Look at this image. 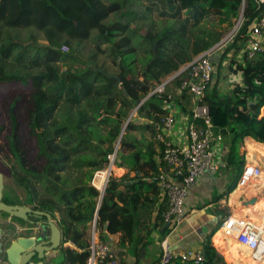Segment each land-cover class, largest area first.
I'll return each mask as SVG.
<instances>
[{
    "label": "trees",
    "instance_id": "16d2710c",
    "mask_svg": "<svg viewBox=\"0 0 264 264\" xmlns=\"http://www.w3.org/2000/svg\"><path fill=\"white\" fill-rule=\"evenodd\" d=\"M263 12L264 5L257 0H0V138L6 131L0 157L33 208L48 212L61 230L56 264H85L94 217L101 240L104 233H119L118 251L113 250L119 264H128L129 256L137 264L152 230L169 229L163 220L165 196L154 215L160 191L155 167L150 181L123 184L127 177L120 182L110 176L98 209L100 193L90 180L108 165L107 155L113 152L131 109L137 107L150 122L129 123L126 130L146 129L154 139L161 116L168 114L166 104L175 100L181 111L191 114L192 95L181 89L186 71L161 92L152 90L218 43L242 13L241 25L224 50L233 52L229 71L239 81L231 90H219L218 64L204 96L214 133L230 142L228 159L236 175L226 193L236 187L245 163L239 151L243 138L264 143V116H259L264 115V51L252 57L242 51L250 23ZM4 26L30 29L19 40L4 36ZM39 37L46 43H39ZM98 56L108 61V67L105 61L99 63ZM52 62L61 63L64 71L56 70ZM105 72L116 74L120 81ZM252 144L257 145L250 143L249 160ZM134 146V141L121 137L119 149ZM91 151L92 158L80 157ZM130 158L139 162V152ZM105 176L103 171L95 183L100 186ZM68 177H74V185ZM244 184H238L234 194H240ZM211 235L203 241L200 264L224 263L223 256L228 261L225 252L222 256L212 245ZM65 242L74 247H63ZM174 264L192 263L174 260Z\"/></svg>",
    "mask_w": 264,
    "mask_h": 264
},
{
    "label": "crops",
    "instance_id": "0c3cea01",
    "mask_svg": "<svg viewBox=\"0 0 264 264\" xmlns=\"http://www.w3.org/2000/svg\"><path fill=\"white\" fill-rule=\"evenodd\" d=\"M24 38H26L25 35ZM38 41L41 44L46 43V41L41 37H39ZM226 54L227 53H223V56ZM232 55L233 52L231 54V59ZM31 58L32 56L29 58V60ZM98 60L99 63L105 61L108 67V61L105 60L103 56H98ZM51 65L56 69V67H60L62 64L52 62ZM182 69L183 67H180V69L175 71L173 74L171 73L165 78L174 76ZM217 81L219 90L224 91V89L227 90V88L228 90H231L233 85L239 81V76L233 72H230L228 66L225 67L220 73V76L217 77ZM225 84L226 88L224 87ZM179 93L180 89L178 88L176 90V95H179ZM165 108L167 109L168 113H171L175 117V121L170 130L163 132L164 135L174 143L186 144L187 138L184 127L186 123V117L189 116V114L181 111L180 105L175 100H172L166 104ZM261 110L264 111L263 108ZM260 113L259 116H264L260 115ZM216 116L220 121H223L224 116L222 114L217 112ZM147 122H150L148 121V118L144 113H138L136 107L131 109L128 117L121 125L120 133L116 140L118 141V139L124 136L125 140L127 138L130 141H134L135 146L129 149L116 150L115 159L109 175L117 180H120V182L124 176L127 177L122 181L123 184L131 181L136 182L140 179L150 181L156 172L160 173L165 171V166L160 158L161 144L156 139H154L153 135L146 129H138L133 127L126 130L129 123H133L134 125H142L146 124ZM155 127L157 130L158 125L155 124ZM106 129L107 127L104 126L102 132L106 133ZM116 140L114 142H116ZM229 143V140L225 136H221V139L218 141L214 149L215 160L218 164L217 169L215 171H205L195 184L188 187L184 200L183 218L174 227H169L166 232H164V229H153L137 264H156L158 262L160 256V241L163 237L167 236L171 250L176 257L175 260H179L178 255L186 250L201 251L203 241L211 233L212 235L210 240L212 245L222 256V251L225 252L228 261L230 262H228L229 264H243L242 261L237 259L231 248V239L235 238V236H226L223 233V229L219 227V229L216 231H213V229L220 218L219 216H222L223 218L226 215H234L245 219L247 218L248 220L253 221L255 225L261 226L264 229V212L262 210L258 212L256 209L252 208L261 197V199H264V186H262V181L264 180V169L261 166V163L264 160V143L256 141L249 136L244 137L241 142L240 149L242 148V152L240 150L239 151L244 153V165H258L260 168V173L257 177L251 178L248 182H245L246 188L244 192H241L240 194H234L235 188L238 184L231 192L226 193L229 184L236 175V169L229 163L228 159ZM250 143H256L258 146H255L256 150L252 151V155L250 156L249 160L248 150ZM114 150L115 148L113 151ZM135 151L139 152V162H135L133 158H130ZM153 167L157 169L156 172ZM0 171L3 174L4 180V201L7 203L24 204L22 203V198L18 192L19 186L12 177L9 169L5 168L1 162ZM70 171L75 174L74 169H71ZM61 174L63 175L64 172ZM92 178L90 180L91 184ZM159 190L158 200L155 202L154 215L156 214L161 201L165 199L162 189L160 188ZM1 232L4 238L3 241L5 243L4 250L9 248L12 241H14L16 238L31 237L36 239V237H38L40 234L38 227L33 225L31 226L30 223L26 222L21 223L14 217L9 215L4 216V214H0V233ZM8 232L13 233V238L10 239L7 237ZM103 236L104 241L114 251L117 252L118 250L116 244L119 239V233H104ZM67 243L71 246L74 245L71 242ZM67 243L65 242V244ZM217 245H220V248L217 247ZM4 250L2 253H0V261H7ZM47 255V258L44 260L45 262H36L37 260L34 259L30 264H53L56 257L60 256V252L59 250H55L48 253ZM223 257L224 260H226L225 256ZM262 259H264V256ZM126 260L128 264H134L135 262V258L130 256L127 257Z\"/></svg>",
    "mask_w": 264,
    "mask_h": 264
},
{
    "label": "built area",
    "instance_id": "2783aa9c",
    "mask_svg": "<svg viewBox=\"0 0 264 264\" xmlns=\"http://www.w3.org/2000/svg\"><path fill=\"white\" fill-rule=\"evenodd\" d=\"M257 1L264 5V0ZM241 21L242 16L229 35L198 54L174 76L164 78L151 92H161L170 79L186 71L184 77H187L188 80L183 79L181 89H188L192 95L191 114L186 117L184 127L187 143H174L164 135L163 132L170 130L175 121V117L171 113L161 116L159 120L160 130L155 136L162 146L161 160L165 166V171L158 174V183L167 199V209L163 213V220L167 227H174L183 218L184 200L188 187L195 184L205 171L217 169L218 164L215 160L214 149L221 136L214 133L210 107L204 102V96L216 71L214 57L219 53H224L227 45L233 41ZM247 36L248 39L242 51H246L248 57H252L257 51H264V12L250 23ZM62 50L66 51L67 47L62 46ZM115 154L116 149L107 155L109 160L107 169L94 172L92 184L100 194L104 193L109 180ZM102 171L106 172V176L102 184L98 186L95 180ZM259 173L258 165H244L238 178V184L248 182L251 178L257 177ZM219 227L223 229L226 236H235L240 243L245 245L250 250L253 259L263 258L264 229L261 226L255 225L253 221L247 218L226 215L222 218ZM87 248L88 254L85 264H118V258L113 249L99 237L95 217L89 223ZM175 258L167 236L163 237L160 241V256L156 264H174ZM178 259L184 263L200 264L204 261V256L201 251L186 250L178 255ZM0 264L9 263L0 261Z\"/></svg>",
    "mask_w": 264,
    "mask_h": 264
},
{
    "label": "water",
    "instance_id": "95a60500",
    "mask_svg": "<svg viewBox=\"0 0 264 264\" xmlns=\"http://www.w3.org/2000/svg\"><path fill=\"white\" fill-rule=\"evenodd\" d=\"M239 16L235 26L233 29L237 26L239 23L240 17ZM102 71L101 69H99ZM103 72V71H102ZM106 76L109 77H115L118 81H120L119 77L116 74L106 73ZM185 80H188L187 77H184ZM171 80V79H170ZM120 139H118L119 141ZM4 180H3V174L0 171V214L6 213L7 215L14 217L16 219H22L27 223H30L31 226H36L40 230V234L36 239H33L31 237H25V238H16L12 243L10 244L9 248L4 250V241H3V234L0 233V253L2 251H5L7 262L9 264H30V262L34 259H41L42 262H45L44 260L47 258V254L55 251L56 249H59L62 247V234L61 230L59 229L57 223L52 219L51 215L43 210H34L30 206L26 204H15V203H7L4 201ZM103 193L100 194L97 209L100 205V200ZM253 201V200H252ZM6 216V215H4ZM30 216L34 218L41 219L42 217H45V221H33L30 219ZM218 222L215 224V227L213 231H215L222 221V216H219ZM41 224V225H40ZM7 237L10 239L13 238V233L8 232ZM30 245V246H29ZM29 246V247H28ZM71 247V245L64 244L63 247Z\"/></svg>",
    "mask_w": 264,
    "mask_h": 264
},
{
    "label": "rangeland",
    "instance_id": "374dc122",
    "mask_svg": "<svg viewBox=\"0 0 264 264\" xmlns=\"http://www.w3.org/2000/svg\"><path fill=\"white\" fill-rule=\"evenodd\" d=\"M164 22H165V20H164ZM238 28V27H237ZM236 28V29H237ZM30 28H16V27H3V34H4V36L5 35H7V37H15V38H17V39H19V40H23L24 39V35L25 36H27V34H24V33H26V32H28V30H29ZM225 33H224V35L222 36V38H225L227 35H229L230 33H231V28L227 31V29L224 31ZM232 32H234V31H232ZM21 34H23V35H21ZM221 38V39H222ZM93 39H91V41H92ZM142 42V40H140V42H139V44ZM88 46H91V44H90V42L89 43H87V48H88ZM225 48V47H224ZM229 52V53H228ZM227 52V54L226 55H224L223 56V53H219V54H217L216 55V57H214V59H215V65H216V69L218 70V64H221V66H222V70H221V72L224 70V68L225 67H228L229 66V64H230V61H231V54H232V51H231V49L229 50ZM219 55V56H218ZM227 57V58H226ZM184 65H186V64H184ZM184 65H182L181 67H183ZM65 67V66H64ZM180 69V68H179ZM56 70H58V71H64V68H63V66L62 65H60V67H56ZM216 70V71H217ZM174 73V72H173ZM172 73V74H173ZM220 76V75H219ZM4 91V90H3ZM5 134H6V131H4V133H2V136H1V138H0V142L1 143H3L4 142V139H5ZM121 139V138H120ZM119 142L120 141H117L116 140V142H114L113 143V149L115 148L116 150H118L119 149ZM255 146H257V145H255V144H252L251 145V147H252V149L254 150L255 149ZM239 150L242 152V148L240 149L239 148ZM262 154H263V151H262ZM86 156H89V158H92L93 156H94V153H93V151H91V152H89V153H86L85 154V156H84V154H82L80 157H86ZM79 158V157H78ZM0 162L5 166V168H7V169H9V166H8V164L7 163H5L2 159H1V157H0ZM261 166H262V168L264 169V160H263V162L261 163ZM107 167H108V165L104 168V169H107ZM69 168H70V166H69ZM87 169H89L88 167H87ZM88 172H90V171H87L86 173H88ZM70 175V174H69ZM88 177L89 176H86L85 178H86V180L88 179ZM68 179H70V181L71 182H68L69 184H72V185H74L73 184V181H74V177H68ZM18 185V184H17ZM19 186V185H18ZM245 188H246V186H245V184H244V186H243V191L242 192H244V190H245ZM19 190H18V192L20 193V196H21V200H22V203H24V204H30L31 203V201L29 200V197H28V195H26V192H25V190L22 188V187H20L19 186V188H18ZM32 204V203H31ZM72 243V242H71ZM68 244V243H67ZM67 244H66V246H67ZM64 245V244H63ZM74 246V245H73ZM73 246H71V247H73ZM69 247V246H68ZM56 250H59V249H56ZM59 252H60V250H59ZM60 258V256H57L56 257V259H55V262L53 263V264H56L57 263V261H58V259ZM37 261L36 262H41L42 260L41 259H37V258H35ZM227 260V259H226ZM225 260V262H229V261H226ZM230 263V262H229Z\"/></svg>",
    "mask_w": 264,
    "mask_h": 264
},
{
    "label": "bare ground",
    "instance_id": "6f19581e",
    "mask_svg": "<svg viewBox=\"0 0 264 264\" xmlns=\"http://www.w3.org/2000/svg\"><path fill=\"white\" fill-rule=\"evenodd\" d=\"M262 186H264V180L262 181ZM261 198L252 207L253 209H256V211L258 212L261 210L264 212V199ZM231 242H232L231 248L233 252L235 253L237 259L239 261H242L243 264H264V259L262 260L253 259L251 255L249 256L250 250L245 245L240 243L236 238H232Z\"/></svg>",
    "mask_w": 264,
    "mask_h": 264
},
{
    "label": "flooded vegetation",
    "instance_id": "af4514ba",
    "mask_svg": "<svg viewBox=\"0 0 264 264\" xmlns=\"http://www.w3.org/2000/svg\"><path fill=\"white\" fill-rule=\"evenodd\" d=\"M26 205H27V204H26ZM28 206H30L32 209L36 210L35 208H33V206H34L33 204L30 203V204H28ZM30 219L33 220V221H36V222H37V219L34 220V217H32V216H30ZM39 221H42V219L39 220ZM24 223H25V222H24ZM26 223H27V222H26ZM40 225H41V224H40ZM34 259H35V258H34ZM34 259H33V260H34ZM33 260H32V261H33ZM32 261H31V262H32ZM6 262H7V261H6ZM31 262H30V263H31Z\"/></svg>",
    "mask_w": 264,
    "mask_h": 264
},
{
    "label": "clouds",
    "instance_id": "9594fccd",
    "mask_svg": "<svg viewBox=\"0 0 264 264\" xmlns=\"http://www.w3.org/2000/svg\"><path fill=\"white\" fill-rule=\"evenodd\" d=\"M237 184H238V182H237ZM67 243V242H66ZM64 244V243H63Z\"/></svg>",
    "mask_w": 264,
    "mask_h": 264
}]
</instances>
